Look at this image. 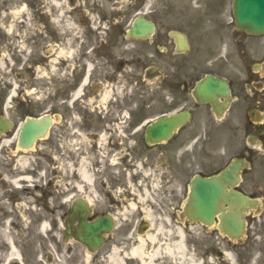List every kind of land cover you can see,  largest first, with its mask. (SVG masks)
<instances>
[{"label":"flooded vegetation","instance_id":"af4514ba","mask_svg":"<svg viewBox=\"0 0 264 264\" xmlns=\"http://www.w3.org/2000/svg\"><path fill=\"white\" fill-rule=\"evenodd\" d=\"M161 1L101 13L95 45L80 32L46 59L61 41L32 14L23 53L43 109L8 79L30 75L0 0V264H264V35L248 45L230 0ZM140 15L152 32L127 38ZM207 76L221 82L212 103L197 88ZM42 117L24 146V123ZM232 165L209 225L191 219V183ZM84 221L99 225L94 251L75 239Z\"/></svg>","mask_w":264,"mask_h":264},{"label":"rangeland","instance_id":"374dc122","mask_svg":"<svg viewBox=\"0 0 264 264\" xmlns=\"http://www.w3.org/2000/svg\"><path fill=\"white\" fill-rule=\"evenodd\" d=\"M145 1L146 5L152 4V8L157 10L161 9L162 1L161 0H141ZM170 2L177 3H186V0H167ZM34 0H8L7 2V29L9 35L16 34L19 39H22L20 45L22 46V66L23 73H29L30 77L24 76L20 80L17 79L15 74L8 75V79L14 83V85L19 86L22 84L23 87L30 84V88H26L29 95L28 97L33 101V104L38 107H44L46 109V94L48 88L46 87H37V90L41 93L35 91L36 83L39 79L33 74L31 68L32 58L35 57L30 54L23 53L24 48L25 52L33 48V42L31 41L32 36V18L35 14L39 21H43L47 24L50 29L57 35L61 41L58 47L56 45H50L46 52L42 53L43 58L46 59L49 53L53 48L59 50L65 49L64 47L67 43L74 39L80 32L85 33L88 36L89 41L92 45H95L100 38L96 37L97 34L94 29L90 28V25L96 26L97 21L101 13L110 14V15H120L130 11V5L135 3L136 0H71L70 3L68 0H40L39 4L30 5ZM26 4V5H25ZM25 6L27 9H25ZM35 7V8H34ZM36 10V11H35ZM25 15L24 26L25 29L20 32H16L15 25L20 20L19 14ZM133 15L129 16L132 17ZM19 23V22H18ZM30 23V25H29ZM8 40H11L10 36L7 37ZM24 45V43H26ZM256 42L249 41L248 45H254ZM11 55V54H9ZM254 61L253 58H249V62ZM234 66V61L231 62ZM45 81V79H43ZM24 83V84H23ZM37 96L39 99H37ZM220 139V136H217ZM219 141V140H218ZM217 142V141H216ZM232 146H236L233 141H231ZM43 163V161H41Z\"/></svg>","mask_w":264,"mask_h":264},{"label":"water","instance_id":"95a60500","mask_svg":"<svg viewBox=\"0 0 264 264\" xmlns=\"http://www.w3.org/2000/svg\"><path fill=\"white\" fill-rule=\"evenodd\" d=\"M232 10L234 23L238 29L245 30L249 33L260 34L264 33V0H233ZM139 30L131 31V35H140ZM211 89V88H210ZM208 90L205 94L208 98L211 94ZM42 131V125H36L31 122L24 128L22 136L30 134L32 136ZM201 193L198 198L199 209L204 211L203 204L205 201L210 202L211 196L214 195L215 185L213 182L201 181ZM208 211V210H207ZM78 239L90 249H94L98 243V224H83L80 229Z\"/></svg>","mask_w":264,"mask_h":264},{"label":"bare ground","instance_id":"6f19581e","mask_svg":"<svg viewBox=\"0 0 264 264\" xmlns=\"http://www.w3.org/2000/svg\"><path fill=\"white\" fill-rule=\"evenodd\" d=\"M88 257V256H87Z\"/></svg>","mask_w":264,"mask_h":264}]
</instances>
